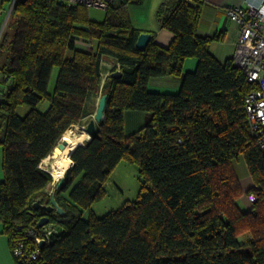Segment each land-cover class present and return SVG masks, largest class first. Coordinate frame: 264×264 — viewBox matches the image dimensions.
Here are the masks:
<instances>
[{"label":"trees","instance_id":"1","mask_svg":"<svg viewBox=\"0 0 264 264\" xmlns=\"http://www.w3.org/2000/svg\"><path fill=\"white\" fill-rule=\"evenodd\" d=\"M128 2L112 5L100 22L88 18L85 6L58 0H15L8 14L0 36V225L13 260L264 264V153L244 103L257 84L232 58L220 63L210 54L218 34L197 35L201 0L160 3L157 21L173 36L167 47L157 45L155 32L134 27ZM141 33L151 35L145 50L136 46ZM104 58L114 66L101 85ZM187 58L197 61L193 71L183 69ZM163 77L180 81L176 92L149 89L151 78ZM103 94V122L72 152L61 185L49 193L53 179L42 160L71 125L92 118ZM44 101L48 107L39 112ZM23 105L30 110L20 116ZM128 112L146 113L149 121L126 133ZM240 157L249 193L257 196L244 208L232 165ZM121 161L136 165L139 195L97 217L91 206L105 197L104 184ZM52 197L63 216L35 207ZM44 217L48 223L37 227ZM47 230L37 246L34 239ZM16 246L22 255L13 253Z\"/></svg>","mask_w":264,"mask_h":264},{"label":"crops","instance_id":"2","mask_svg":"<svg viewBox=\"0 0 264 264\" xmlns=\"http://www.w3.org/2000/svg\"><path fill=\"white\" fill-rule=\"evenodd\" d=\"M167 1V0H165ZM251 2L256 7H259L264 12V0H207L202 2V10L199 16V22L197 25V35L201 37H211L214 34H218L219 41H212L208 47L210 54L214 55L220 63H224L227 59L233 58V51L235 48V41L239 34V27L236 24L231 23L225 16V10L227 7L240 6ZM0 5L2 2L0 1ZM135 28H140L146 32L153 31L156 33V43L158 46L167 47L172 41L173 36L167 30L160 28L159 22L146 25H137ZM196 59L187 58L184 63L183 69L185 72L193 71L196 66ZM114 62L109 58H104L102 62V82L110 74V70L113 68ZM149 89L158 92H176L180 86V81L176 78L163 77V78H151L149 80ZM124 130L126 133L133 132L145 123L149 121V116L146 113L140 112H128L124 115ZM2 156V150L0 149V161ZM1 164V162H0ZM235 177L238 178L239 186L242 196L239 199V206L241 208L249 206L246 201V194H248L252 187V181L248 173L247 165L242 157L232 163ZM52 184V183H51ZM51 187V186H50ZM13 260L10 248H8L7 237L1 234L0 225V264H15Z\"/></svg>","mask_w":264,"mask_h":264},{"label":"built area","instance_id":"3","mask_svg":"<svg viewBox=\"0 0 264 264\" xmlns=\"http://www.w3.org/2000/svg\"><path fill=\"white\" fill-rule=\"evenodd\" d=\"M14 1L11 0V6L5 13L4 22L0 26V36ZM58 1L64 2L69 6L82 5L86 8L91 7L106 11L119 0ZM2 13L3 11L0 8V17H3ZM225 16L231 23L239 27V34L233 51V64L242 70L248 82L257 84V89L250 92L244 99L245 115H247V124L250 132L257 139L259 149L264 153V12L261 8L246 1V3L240 6L227 7ZM54 187H50L49 193L53 192ZM256 199L255 193L246 194V201H248L249 206L254 204ZM49 233L50 231L47 230L44 238L36 237L34 239L35 244L38 246L39 243L45 242L48 239ZM13 250L16 256L22 255V247L16 246ZM37 254L38 247L31 255V259H34Z\"/></svg>","mask_w":264,"mask_h":264},{"label":"rangeland","instance_id":"4","mask_svg":"<svg viewBox=\"0 0 264 264\" xmlns=\"http://www.w3.org/2000/svg\"><path fill=\"white\" fill-rule=\"evenodd\" d=\"M120 2L123 0H119ZM165 0H129L126 5V10L128 12L129 18L134 26L137 25H146L147 27L151 24L158 23L157 21V11L160 3ZM11 2V1H10ZM4 0L2 2L1 10H7L11 3ZM88 18L91 21L100 22L104 19L106 12L103 10H98L95 8L87 7ZM4 16V12L2 13ZM3 17H0V21ZM195 68V66H194ZM193 68V69H194ZM57 68L54 67L52 71V77L49 82V89L53 90L54 81L57 76ZM99 99H95L93 106L96 108L97 102ZM48 107V102L44 101L39 104L36 109L39 112L44 111ZM30 110L29 106L23 105L19 106L17 113L20 116H24ZM91 118H86L82 120L80 125H75V129H72L75 137H80L82 132L80 131L81 126H85ZM54 162L53 158H49V162L45 165L44 169L51 171L52 163ZM3 174L0 164V180L2 179ZM56 181L52 182L51 188L56 186L54 184ZM105 197L100 201L95 202L92 207V211L95 216L103 217L109 212L118 210L124 202L132 201L137 198L139 195L140 184L138 181V169L136 165L129 164L126 161H121L118 166L114 169L111 176L107 179L104 184ZM87 216V212L84 213V218ZM16 264V262H14Z\"/></svg>","mask_w":264,"mask_h":264},{"label":"water","instance_id":"5","mask_svg":"<svg viewBox=\"0 0 264 264\" xmlns=\"http://www.w3.org/2000/svg\"><path fill=\"white\" fill-rule=\"evenodd\" d=\"M150 37H151V35L148 34V33H141V35L138 37L137 42H136L137 48H139L140 50H145L146 47H147L146 46L147 43L150 41ZM235 67H237V66H235ZM120 75H121V72H119L118 70L114 71V73H111V77L114 78V79L115 78H118ZM106 99H107L106 95L103 94L101 96V98H99V100L97 102V105H96V108H95L96 110H95L94 114L92 115V118L88 121V123L85 126H81L80 127V131L81 132H84L87 135H89V139L85 140L81 144L75 145L74 146L75 148L69 153V156H68L69 159L71 157L72 152L78 146L84 145L85 143H87L92 138V133L96 130L97 126L101 122H103V120H104V112H105V107H106ZM70 128L75 129V125H71L68 128L69 130H72ZM67 146H68V143L66 141L60 139V141L57 143L54 151L50 154V156L53 158L54 154H56V153L58 155H61L66 150ZM53 160H54V158H53ZM71 161H72V159H71ZM52 167H53V165L51 166V169H52ZM49 173L52 176V172H49ZM63 178H64V175L61 176L60 178H58V180H54V178L52 177V179H53L52 182L56 181L55 182L56 184H54V185H56L55 188H58V186L61 185V183L63 181ZM35 207H39L41 210H44L46 212H52V211L55 210V212L57 213V215H61V216H63L65 214L64 210L61 207H58V205H57L54 197H52L51 202H50V205L40 206V203L39 202H36L35 203ZM47 220H48V218H46V217L39 219V221L37 223V227H43V226H45L48 223ZM42 245H43V242L39 243V246L42 247Z\"/></svg>","mask_w":264,"mask_h":264},{"label":"bare ground","instance_id":"6","mask_svg":"<svg viewBox=\"0 0 264 264\" xmlns=\"http://www.w3.org/2000/svg\"><path fill=\"white\" fill-rule=\"evenodd\" d=\"M87 139H89V135L85 134L84 132H82V135L80 137H75L73 132L69 129L63 133L61 140L66 141L68 143V146L61 155H58L56 153L53 156L54 162L52 164L53 167L50 172H52V177L54 178V180H58V178L63 176L66 169L72 163L71 159H69L68 156L69 153L75 148L74 146L83 143ZM50 157V155L44 157L41 162L42 168H45V165L48 164Z\"/></svg>","mask_w":264,"mask_h":264}]
</instances>
